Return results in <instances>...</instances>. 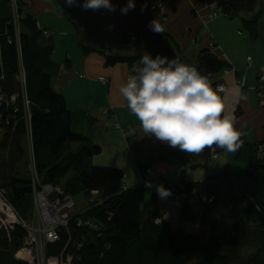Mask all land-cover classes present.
<instances>
[{"label":"trees","instance_id":"1","mask_svg":"<svg viewBox=\"0 0 264 264\" xmlns=\"http://www.w3.org/2000/svg\"><path fill=\"white\" fill-rule=\"evenodd\" d=\"M33 2L17 0L22 16L17 43L11 0H0V88L8 97L20 95L16 114L13 106H0V121L4 122L0 125L4 131L0 140V193L25 221L33 217L32 155L41 183L59 186L74 198L84 194L89 199L97 191L102 200L99 205L88 202L89 207L79 217L93 220L100 229L78 226V218L72 217L60 229L59 240L46 244L47 256L71 254V264H189L196 254L194 264H264V137L250 143L242 133L237 163L208 174L203 181L166 183L165 188L176 195L179 221L207 228L208 235L173 228L160 210L156 191L148 198L150 188L140 185L124 190L121 169L93 165V157L101 154L102 148L72 129L66 97L52 86V71L57 68L53 60L55 41L52 35L43 34L29 12ZM220 2L227 14L237 15L223 0ZM259 20V11L243 17L253 36ZM73 24L78 39L79 29ZM80 48L85 54L104 55L107 65L127 64L131 75L144 55L117 51L106 54L87 45ZM188 61L209 77L214 88L218 85L215 76L228 67L218 51L209 47ZM22 69L25 86L19 79ZM24 92L30 101L28 119ZM221 151L217 150L215 158ZM155 155L157 160L178 167L202 165H190L185 152L167 144ZM140 167L146 172L148 165ZM27 235L21 226L8 231L0 224V264H28L16 257Z\"/></svg>","mask_w":264,"mask_h":264},{"label":"crops","instance_id":"2","mask_svg":"<svg viewBox=\"0 0 264 264\" xmlns=\"http://www.w3.org/2000/svg\"><path fill=\"white\" fill-rule=\"evenodd\" d=\"M160 1L162 12L159 18L162 27L170 35L183 57L191 59L196 53L207 48L211 39L216 41L219 47L218 53L231 69L227 74L221 72L215 76L219 84L227 86L223 99L224 110L233 118L247 142L261 141L264 137V111L260 109L255 87L264 65V0H256L255 13L259 11L260 14L256 36L246 29L243 21V17L252 14L243 13L236 16L225 14L209 19V10L199 0ZM29 12L41 27L53 32L52 36L54 31L43 26L39 17L42 13L64 14L59 1L56 0H34ZM78 48L77 51L75 50L78 65L74 69V73L79 72L78 79H72L71 75L63 79L62 90L55 89L66 97L67 103L71 100L76 105V108H70L73 131L100 145L101 154L105 149L114 152L113 158L109 156L119 162L116 167L124 172V184L128 188L138 187L145 180H151L154 185L162 184L165 187L166 183L176 176L175 182L193 181L187 170L192 167H178L157 160L155 151L166 143L144 135L139 121L131 114L126 102L120 96L119 88L131 74L129 66L125 63L107 65L104 55L97 52L85 54L79 45ZM72 67L70 63L68 69ZM99 76L107 77L108 83L99 81ZM241 95L246 96L247 99L240 101L238 98ZM117 125L121 128L117 129ZM132 129L135 133L131 135ZM237 152L238 150L231 153L222 150L211 163L203 160L204 150L200 154L186 153V155L190 157V165L197 162L201 163L200 167L203 168L208 165L210 166L208 174H214L237 163L235 161ZM121 156L124 160L119 159ZM127 161L134 164L133 168L127 165ZM140 164L148 165L147 169L150 168L152 174L149 175L147 170L143 172ZM203 176L202 170L198 175L201 181L207 178ZM154 191H156L155 187L150 188L148 198ZM159 201L161 212L171 223V214L174 210H170L167 198ZM175 214L178 219L176 228L181 227L192 232L190 227L192 224L179 221L178 211Z\"/></svg>","mask_w":264,"mask_h":264},{"label":"clouds","instance_id":"3","mask_svg":"<svg viewBox=\"0 0 264 264\" xmlns=\"http://www.w3.org/2000/svg\"><path fill=\"white\" fill-rule=\"evenodd\" d=\"M77 3L78 0H67L70 6ZM79 6L84 10L109 12L117 8L112 0H83ZM135 8L136 0H127L120 12L126 15ZM148 27L154 33L164 31L156 20ZM219 91L196 64L151 53L141 57L140 66L119 88L120 96L139 121L144 135L189 154H200L206 148L231 153L241 147L242 133L225 112ZM238 99L243 101L247 97L241 95ZM145 186L155 187L160 199L172 195L162 184L148 181Z\"/></svg>","mask_w":264,"mask_h":264},{"label":"built area","instance_id":"4","mask_svg":"<svg viewBox=\"0 0 264 264\" xmlns=\"http://www.w3.org/2000/svg\"><path fill=\"white\" fill-rule=\"evenodd\" d=\"M203 6L209 10L208 17L209 19H215L218 18L221 15H225L226 12L221 5L220 0H211L209 2L203 3ZM154 10L158 14L162 12V3L160 0H155L154 2ZM39 28L43 30V34L45 36H51L53 32H51L49 29L41 27L39 25ZM16 28V42L19 41V30ZM10 39V38H9ZM12 42V39L10 40ZM208 47L212 51H219V47L216 44V41L214 39H211L208 43ZM1 64V59H0ZM231 69L228 67L223 71L225 74L229 73ZM19 79L22 81V83L25 86V79L26 74L25 71L22 69L19 73ZM98 80L102 83H108V78L105 76H99ZM216 88H219V95L222 96L226 91L227 87L224 84H218ZM257 96L259 98V106L261 110H264V65L262 66V69L260 71L259 77H258V85H257ZM20 95L15 94L8 97L6 94H4L0 88V106L6 105V106H13V111L16 114L19 112V106L17 105L18 99ZM24 107L26 114V119H28L29 116V105L30 101L27 99V95L24 92ZM9 118H13L12 116ZM4 122L0 121V125H2ZM117 129H120V125H117ZM135 131L132 129L130 131V134H134ZM217 150L211 151L207 156H203L204 159H206L208 162H211L213 158L217 156ZM30 164L33 165V172H31V178L32 183L34 187V213L36 215L38 212L41 215H44L46 217H49L51 214H54V216L58 219V222L56 225H53L51 227H48L47 229H40L33 226V224L25 221L14 209V207L7 201V199L4 197L3 193H0V224L2 227H4L6 230H13L17 226L23 227L28 235L25 239L24 246L17 252L16 256L19 260L24 261L28 264H71L72 262V255L71 254H61L60 256L54 257V256H47L46 254V244L56 242L59 240V232L60 229L63 227H66L69 223V220L72 217L78 218V226H88L90 228L99 230V225L95 223L91 219H82L79 218L82 213H78L75 210L76 207V200L74 197H72L69 194H65L64 191L59 186H53L51 184H43L39 180L34 166V161L32 155L30 156ZM147 172L149 175L152 174V170L149 168L147 169ZM34 176V178H33ZM146 182L148 180H145L142 182L141 186L146 187ZM123 189H128L127 186L123 185ZM45 193V197L40 201L41 207H37L36 203V196L35 194H42ZM176 195L172 193L170 196L172 199V202L174 206H178V202L176 200ZM88 202L94 203L96 205H99L102 203V200L99 197V192L93 191L89 197ZM39 206V205H38ZM43 207V208H42ZM38 211V212H37ZM36 215H34V219L36 218ZM39 215V214H38ZM165 218V217H164ZM35 222V221H34ZM158 222H161V219H158Z\"/></svg>","mask_w":264,"mask_h":264},{"label":"water","instance_id":"5","mask_svg":"<svg viewBox=\"0 0 264 264\" xmlns=\"http://www.w3.org/2000/svg\"><path fill=\"white\" fill-rule=\"evenodd\" d=\"M112 2L117 6L115 12L104 9L84 10L79 6L83 4V0H78L77 4L71 6L67 4V0H59L68 20L75 23L79 29L78 45H87L106 54L116 50L131 51L140 45L143 54L151 53L153 56L163 54L170 58L178 57L181 61L189 63L164 31L154 33L149 29L148 25L153 20L161 24L153 7V0H136V8L126 15L121 14L120 8L127 3V0H112ZM223 2L238 15L254 14L257 6L256 0H223Z\"/></svg>","mask_w":264,"mask_h":264},{"label":"rangeland","instance_id":"6","mask_svg":"<svg viewBox=\"0 0 264 264\" xmlns=\"http://www.w3.org/2000/svg\"><path fill=\"white\" fill-rule=\"evenodd\" d=\"M56 1H59V0H56ZM154 2H155V0H153V5H154ZM11 9H12V15H13V24L20 31V23H21L22 16H21V14H19V7L17 5V0H11ZM157 14H158V11H157ZM39 20L41 21L43 26L48 27L54 31L53 39L55 41V50L53 52V60L56 62L57 68H55L52 71V79H53L52 86L56 90H62L63 79H67L71 75H72V79H78L79 72L74 73V69L77 68V65H78V61L76 59V53H75V50L79 49L78 45H77L78 44L77 31H76L74 24L68 20V18L65 14H63V15H59V14L48 15V14L42 13L41 16L39 17ZM117 52H119V51H117ZM139 52L143 53L140 45H138L137 47H135V49H133L131 51H125V52H121V53L137 54ZM70 63H72L73 67L71 69H68V65L70 66ZM257 85H258V81H257L256 87H255L256 93H257ZM66 92H68V89H66ZM225 93L221 96L222 103H223ZM67 96H70V95H67ZM68 105H69V108H71V109L76 108V105L74 103H72L71 100L68 101ZM262 111H264V110H262ZM3 135H4V131L0 130V140L2 139ZM77 145L78 144H76L75 147H77ZM208 152L209 153L211 152L210 149L204 150L203 156H207L209 154ZM113 154H114V152H112L111 150L105 149L102 154H99V155H96L93 157L92 163L94 166H109V167L117 168L116 166H118L119 162H116L115 160L111 159V158H113L112 157ZM109 155H111V158ZM119 159L124 160L123 156H121ZM238 164H239V162H238ZM127 165H129L131 168H133L132 165L134 166V164L133 163L131 164L129 161H127ZM244 165H245V167L249 166L248 164H244ZM29 168H30V171L33 172V165L32 164H29ZM187 170H189V172H190L189 175L193 178V181H201V179L198 177V175H199V172H202V170L204 171L203 177L208 176L207 167L206 168H203V167L187 168ZM33 178H34V176H33ZM176 180H177V176L170 179L169 181L175 182ZM148 181H151V180H148ZM45 195H46L45 193L35 194L37 207H41V205H43V204H40V201L45 197ZM167 199H168V204H169L170 210L171 211L174 210L171 214L172 215L171 224L173 225L174 228H176L177 222H178V219L175 217L176 216L175 213L177 212L176 211L177 207L174 206L171 197H168ZM75 200H76L75 210H77L78 213L84 212L89 207V203H88L89 199L86 197V195L80 194V195L75 197ZM34 203H35V201H34ZM161 208L162 207H160V209ZM38 214L36 215V213H34V215H36V218L34 219V215H33V217L28 221L29 223L33 224V226L36 228H40V229L46 228L47 229L48 227L56 225L58 222V219L54 216V214H51L49 217L41 215L39 212H38ZM192 225H190L192 232L195 231V233H204L205 235H208V229L207 228H201L198 224H192ZM195 256H196V254H193V257H192L191 261L189 262V264L195 263V261H196Z\"/></svg>","mask_w":264,"mask_h":264},{"label":"bare ground","instance_id":"7","mask_svg":"<svg viewBox=\"0 0 264 264\" xmlns=\"http://www.w3.org/2000/svg\"><path fill=\"white\" fill-rule=\"evenodd\" d=\"M83 229V228H82ZM85 229H88V228H85ZM93 230V229H92Z\"/></svg>","mask_w":264,"mask_h":264},{"label":"flooded vegetation","instance_id":"8","mask_svg":"<svg viewBox=\"0 0 264 264\" xmlns=\"http://www.w3.org/2000/svg\"><path fill=\"white\" fill-rule=\"evenodd\" d=\"M158 15V14H157Z\"/></svg>","mask_w":264,"mask_h":264}]
</instances>
